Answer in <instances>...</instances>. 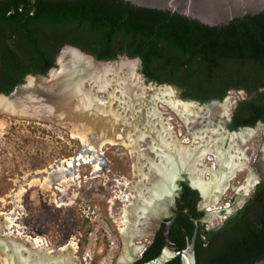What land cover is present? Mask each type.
Instances as JSON below:
<instances>
[{"label": "trees", "instance_id": "1", "mask_svg": "<svg viewBox=\"0 0 264 264\" xmlns=\"http://www.w3.org/2000/svg\"><path fill=\"white\" fill-rule=\"evenodd\" d=\"M0 41L6 62L0 71V93L6 95L28 73L46 75L60 47L68 44L98 61H115L122 54L138 58L148 81L175 85L183 98L200 103L244 91L246 98L237 100L227 130L264 124V11L211 27L122 0H1ZM6 122L17 123L12 118ZM197 200L196 191L182 183L176 212L192 215ZM163 233L162 225L142 261L167 246L184 248L177 230L168 231L169 243ZM194 252L196 264H253L264 259V173L251 196L220 226L200 229Z\"/></svg>", "mask_w": 264, "mask_h": 264}, {"label": "rangeland", "instance_id": "2", "mask_svg": "<svg viewBox=\"0 0 264 264\" xmlns=\"http://www.w3.org/2000/svg\"><path fill=\"white\" fill-rule=\"evenodd\" d=\"M139 71L140 68H137V74ZM118 78L129 84L128 77L123 72ZM148 84L150 83H146ZM112 88L113 86L97 95L101 103H104L103 108L107 106L110 111L116 110L115 113H119L126 121L136 117L129 106L122 103L124 99L120 97L118 89L112 102L108 103V93L112 92ZM175 92L176 95L182 96V92L176 89ZM227 98L234 101L230 115L237 100L246 98V95L231 92L224 100ZM156 107L162 112L167 125L169 123L167 127L173 132L172 135L177 136L181 145L186 147L200 143L199 139L192 142L190 133L205 131L208 124L210 130L215 132L211 134L207 131L204 135L206 141L226 137V131H229L226 128L229 115L207 117L204 116L203 109L194 122L186 126L163 102L158 101ZM199 107L205 108L200 105ZM6 118L11 117L0 114V222L8 216L14 219L16 227L9 229L10 237L5 236L9 231H0V239L18 242L38 239L40 246L54 258L63 257L66 249L71 251L73 248L71 260L75 264H86L89 258L101 264H108L114 256L115 262L118 261L122 254L120 230L125 227L124 210L135 204L137 186L152 185L153 180L149 182L147 178H142V175L149 172L150 163L156 165L159 161L149 148L151 138L147 136L139 142V153L130 154L126 148L119 145H105L97 152L89 151L86 156L98 154L102 168L103 162L106 164L104 172L94 173L93 162L80 164L77 161L71 168L66 165V161L73 162L75 156L84 154L82 149L86 147L84 142L72 138L67 129L50 121L15 118L12 119L17 123L10 125ZM26 124H30L29 127H26ZM254 130L255 134L251 137H245L243 140L236 138L234 148L238 147L239 156L246 159L248 165L235 173L234 178L228 182L226 192L219 193L215 204L231 198L240 207L254 189L244 191L248 177H254L255 183L260 181L264 171V124H256ZM120 131L125 129L121 128ZM92 134L95 135V132ZM212 144L213 142L210 143ZM230 144L233 143L226 139L218 146L224 150L228 149ZM231 151L232 154L235 153L234 149ZM206 158L203 165L216 172L219 166L213 153H207ZM200 177L205 182L210 180L207 171ZM204 206L207 208L211 205L208 203ZM205 213V217L211 222L215 213ZM104 226L110 237L104 233ZM17 232H20V235H16ZM150 238L151 236H147L138 240L136 245L147 244ZM24 245L31 247L29 243ZM6 256V252L4 255L0 254V263Z\"/></svg>", "mask_w": 264, "mask_h": 264}, {"label": "bare ground", "instance_id": "3", "mask_svg": "<svg viewBox=\"0 0 264 264\" xmlns=\"http://www.w3.org/2000/svg\"><path fill=\"white\" fill-rule=\"evenodd\" d=\"M58 63L61 68L65 64L75 63L78 73L71 67L63 68L64 78L60 83L59 91L55 93L57 94L56 101H50V97L42 92L37 97L28 93L25 98L33 101H27L24 106L18 105L17 107L14 102H9L0 96V113L26 120L56 123L67 129L72 138L79 139L86 144L84 152L94 150L97 152L105 145H119L126 148L130 154L139 153V142L147 136L151 138L149 148L159 161L156 165L150 163L149 172L142 175L144 179L153 180L152 185L150 187L137 186L135 204L124 210L125 227L120 230L122 254L117 264L131 262L136 252L141 249L136 245V241L149 236V232L156 224V219L167 213L165 207L175 187L173 181L179 178L178 173L181 170H187L192 186L199 190L204 199L203 203H209L212 206L216 205L219 193L226 192L228 182L234 178L235 173L247 167L246 159L239 156L238 147L234 148L235 140L251 137L255 134L254 128L241 129L238 132L227 133L226 137L221 136L220 139L206 141L204 135L207 131L211 134L215 132V130H210V124H208L205 131L197 130L190 133L192 142L199 139L200 143L193 147H186L181 145L177 136L172 135L173 132L167 127L169 123L167 125L162 112H159L156 107L158 101L163 102L187 126L194 122L203 109H205L203 110L204 116L207 117L229 115L234 105L233 100L227 98L219 103L204 105L205 108L192 102L182 101L177 97L175 88L170 85H146L143 78L137 74V64L134 61L120 59L117 62L94 64L73 51L63 50L58 57ZM121 72L128 77L129 84H125L122 79L118 78ZM112 86V92L108 93V103L112 102L114 93L118 89L120 97L124 99L122 103L127 104L136 117L133 116L131 120L126 121L120 117L119 113L118 115L115 113L116 110L110 111L107 106L103 108L104 103H101L97 95ZM121 128L125 131H120ZM93 132L95 135L92 134ZM226 139L233 144L223 150L218 145L224 143ZM212 142L214 146L210 145ZM233 149L235 153L232 154ZM207 153H213L215 157L219 166L216 172L203 165V161L207 159ZM77 161L80 164L93 162L92 171L94 173L102 170L98 154L86 156L85 153H80L73 159V162L66 161V165L69 168L74 167ZM134 168L136 169V166ZM204 171L209 172V181L205 182L201 179L200 175ZM63 174L64 172L61 176ZM254 184V177L249 176L244 191L248 192ZM3 219L0 222V231H9L11 227H16L11 217L6 216ZM6 235L10 237V231ZM16 235H20V232ZM25 243H29L31 247H26ZM39 243L38 239H29L24 242L10 239L4 242V251L0 243V254L4 255L7 251L8 255L0 264H75L71 260L73 248L71 251L66 249L63 257L54 258Z\"/></svg>", "mask_w": 264, "mask_h": 264}, {"label": "water", "instance_id": "4", "mask_svg": "<svg viewBox=\"0 0 264 264\" xmlns=\"http://www.w3.org/2000/svg\"><path fill=\"white\" fill-rule=\"evenodd\" d=\"M122 1L131 3L132 5H135L138 7L175 12V13L182 15L186 18L197 20L198 22L205 24V25H208V26H211V27L212 26L227 25L230 21H232L235 18H242L246 15H256V14L264 11V0H122ZM63 50L73 51V52L77 53L78 55H81L84 58L89 59L90 62H92L94 64L111 63V62H116V60L119 61L120 59H124L125 61H127V60L128 61H134L137 64L136 72H137V68L141 69V63H140V60L138 58L130 59L126 55L122 54V55H119L115 61H98L92 55L83 52L79 48L72 46V45L65 44V45L61 46L60 49L58 50V52L56 53V55L54 57V67H52L47 72L46 75H36V76L27 75L24 78L23 83L16 85L12 89V91L10 93H8L7 95L0 93V96L2 98L7 99L9 102H12V103L14 102L17 105V107H19L18 105L24 106V103L27 101H29V102L33 101V100H29V99L25 98V96L28 95V93H30V94L32 93V95L37 97L40 94V92H42L44 95H47V97H50L49 98L50 101L51 100L56 101L55 98H56L57 94H55V93H57L59 91V88L61 85L60 83L63 82V78H64L63 77L64 76L63 68L64 67H71L72 69H74V71L76 73H78V69L76 68L75 63L74 64H72V63L65 64L64 67L61 68L60 63H58V57ZM79 73H81L80 70H79ZM138 75L143 78L145 83H150V84H153L156 86L170 85V86L174 87L178 92L179 91L182 92V90L180 88H178L177 86L172 85V84H157L154 82H150V81H148V79H146L141 74L140 71H139ZM30 82H32V83H30ZM36 85H38V86H36ZM34 86H36V87H34ZM239 93L245 94L244 91H239ZM177 97L182 101L192 102V103H195V104L200 105V106L208 105V104H211L214 102H218V103L221 102L218 100H211L208 103H200L198 101L183 98L181 96V94L180 95L177 94ZM235 106H236V104H235ZM232 113H233V111L229 115L228 121L230 120ZM0 114H2L4 116L11 117V118H15V119H21V118L14 117L12 115H8L6 113H0ZM23 120H26V119H23ZM40 122H42V121H40ZM257 124L262 125L261 123H257ZM241 129H252V128L243 127V128H239L237 131H239ZM232 132H235V131H232ZM226 133H230V132L226 131ZM88 153L89 152H87L85 155H87ZM75 158H76V156H75ZM103 165L104 166L102 168V171H100V172H104L106 170V164L104 162H103ZM178 176H179V178L175 179L173 181L174 185L176 187H177V181L186 180L188 182V185L191 188L195 189L198 192V194L200 195L199 191L191 185L189 173L187 172V170H181L178 173ZM148 181L149 182L151 181L150 178H148ZM256 184L257 183H255L253 185L252 189L255 188ZM171 192L172 193L169 196L170 201L169 200H168L169 202L167 201L168 204L165 207V211L167 213L160 215L156 219V224H155L153 231L151 233L152 235H153L154 230L157 228L161 218L164 216H167L169 214L168 205L173 200L175 189ZM200 198H201V201L203 203L204 199L201 195H200ZM163 238H164L166 243H169L167 228L164 229ZM6 241H9V240L0 239L1 249H3V251L5 250V247L3 248V246H4V242H6ZM194 243H195V234H193L189 238L185 232L184 248L179 249L177 247H172V248L164 247L161 250V252L155 258H153L149 261H146L143 264H166L175 258H179L180 264H196L195 252H194ZM5 252L7 253V251H5ZM253 264H264V259L261 261H256Z\"/></svg>", "mask_w": 264, "mask_h": 264}, {"label": "flooded vegetation", "instance_id": "5", "mask_svg": "<svg viewBox=\"0 0 264 264\" xmlns=\"http://www.w3.org/2000/svg\"><path fill=\"white\" fill-rule=\"evenodd\" d=\"M9 12L10 11H7L5 14L6 15L9 14ZM3 49H4V44L0 41V71L4 70L6 68V62H5L4 58L2 57L3 56ZM1 75H2V72H0V77H1ZM27 75L36 76L38 74L28 73V74L24 75V78ZM24 78H23V80H24ZM263 173H264V171H263ZM182 183H185L189 188H191L188 185V182L186 180L177 181V187L174 185L175 186L174 189L176 192L174 193V197H173L172 202L168 205L169 214L167 216H164L161 218L157 228L153 232V235L151 234L153 231V228L151 229V233L149 234V236H151L150 240L147 241V244L146 243L139 244V247H141V249L136 252L135 257L131 260V262L129 264H143L144 262H146V261H142V259H141L142 254H143L144 250L146 249V247L150 244L152 237L154 236L156 231H158L162 225H163L164 229L167 228V231H169L170 229L177 230V232H179L180 238L184 241V245H185V232L189 238L193 234H195V238H196V235L199 233L200 229H202V228L205 229V226L209 223L207 217H205L206 216V213H205L206 207L201 202V198H200L201 194L199 195L198 192L193 188H191V189L196 191V193L198 195V200L195 202V204L193 206H191L193 208L192 215H190L185 210L183 212H181L180 214L176 212L177 211L176 210V207H177L176 200L179 197L180 191L182 189ZM254 189H253V191H254ZM242 205L243 204H241V206ZM240 207L236 205L235 210L240 208ZM180 223H182L184 226L188 227L189 231H187L183 226H181ZM172 247H175V246H172ZM172 247L167 246V248H172ZM86 264H101V263L97 260H92V258H89V261ZM108 264H117V261L115 262V256L112 259H110Z\"/></svg>", "mask_w": 264, "mask_h": 264}, {"label": "built area", "instance_id": "6", "mask_svg": "<svg viewBox=\"0 0 264 264\" xmlns=\"http://www.w3.org/2000/svg\"><path fill=\"white\" fill-rule=\"evenodd\" d=\"M235 207L236 203L231 198L225 200L224 202L217 203L216 205L207 207L205 211L208 213H215V216L212 221L205 226V230H210L221 225L227 217L235 211ZM103 231L108 237H110V234L105 226L103 227Z\"/></svg>", "mask_w": 264, "mask_h": 264}]
</instances>
